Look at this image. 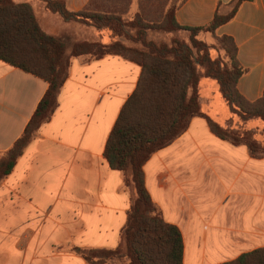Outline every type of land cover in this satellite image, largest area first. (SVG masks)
<instances>
[{"label":"crops","instance_id":"1","mask_svg":"<svg viewBox=\"0 0 264 264\" xmlns=\"http://www.w3.org/2000/svg\"><path fill=\"white\" fill-rule=\"evenodd\" d=\"M63 1L75 14L94 0ZM235 1L187 0L175 20L203 27L215 14H228ZM31 3L49 35L67 42L94 31L102 44L111 40L106 30L64 21L39 0ZM215 36L236 46V60L246 71L237 82L239 94L250 103L261 99L264 0L244 1ZM140 73L137 64L116 55L71 59L55 112L0 183V264H86L72 248L118 247L132 197L104 149ZM46 90L43 80L0 60V155L21 136ZM217 90L214 80L205 82L209 98L201 96L200 83L201 110L229 129V120L221 124L211 114ZM143 172L152 202L181 233L183 264H222L264 247V157L252 158L246 146L219 139L207 120L193 119L182 136L151 156Z\"/></svg>","mask_w":264,"mask_h":264},{"label":"trees","instance_id":"2","mask_svg":"<svg viewBox=\"0 0 264 264\" xmlns=\"http://www.w3.org/2000/svg\"><path fill=\"white\" fill-rule=\"evenodd\" d=\"M39 1L45 10L64 21L90 22L96 29L113 32L121 29L117 15L92 12L94 3L74 14L66 9L63 0ZM186 1L172 11L169 25L192 36L207 32L226 43L230 68H221L206 56L194 59L191 49L179 43L158 46L139 41L142 49L127 47L120 41L110 45L99 42L69 44L42 30L31 0L19 3L0 0V60L47 83V90L23 133L7 152L0 155V183L10 175L39 128L55 112L71 59H100L116 55L141 68L136 88L123 105L104 149L108 166L123 174L125 188L133 193L130 209L117 248L71 249L86 264H112L113 261L123 260L128 264H183L181 233L176 226L164 221L160 209L152 202L145 188L143 167L151 156L182 136L193 119L207 120L210 131L216 137L235 146H246L252 158L264 157V146L255 141L233 138L226 128L203 114L200 105L202 78L214 80L231 114H237L241 120L259 119L264 123V93L253 103L239 94L237 82L246 71L236 60V46L231 38L215 36L219 27L233 19L238 7L251 0H236L228 14H215L208 25L197 28L182 27L175 20L176 11ZM134 21L137 22V19ZM164 22L142 26L144 30L164 29ZM144 35L142 32L139 36ZM199 68L203 69V76L199 74ZM222 264H264V247Z\"/></svg>","mask_w":264,"mask_h":264},{"label":"rangeland","instance_id":"3","mask_svg":"<svg viewBox=\"0 0 264 264\" xmlns=\"http://www.w3.org/2000/svg\"><path fill=\"white\" fill-rule=\"evenodd\" d=\"M19 1V0H14ZM184 0H94L91 8L92 12L111 13L117 15L121 21V29L119 32H113L110 29L106 30L110 41L107 45L120 41L130 48L142 49L139 41L146 43H153L155 45L171 46L173 43L183 44L191 49L193 58L208 57L212 61H216L221 68H230L231 59L226 43L214 38L210 33L203 32L192 36L189 32L176 31L172 29L168 21L171 18L172 11L176 9ZM137 19V22L134 20ZM166 23L164 20H166ZM134 21V22H133ZM152 23L160 25L164 22V29L144 30L143 26H148ZM92 24V23H91ZM88 22L86 25H91ZM143 24V26H142ZM143 28V29H142ZM141 30V33H139ZM144 32V36L142 35ZM85 42L95 43L99 42L98 35L94 31H90L84 35L83 38H74L68 40L67 43ZM106 42H108L106 40ZM99 43H102L101 41ZM105 45V44H104ZM199 74L203 76V69L199 68ZM211 80L202 78L201 88L203 95L206 98L208 92L203 91L204 83ZM218 100L212 101L209 105L212 109V115H218L221 124H225L229 120V129L227 132L235 139L255 141L260 146H264V123L259 119L241 120L237 114H231L227 109L226 104L221 100L219 90ZM223 104V110L221 105ZM226 110V111H225ZM219 113V114H215ZM132 197V191H130ZM112 264H128L127 261H116Z\"/></svg>","mask_w":264,"mask_h":264}]
</instances>
